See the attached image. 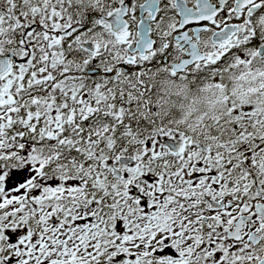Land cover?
Instances as JSON below:
<instances>
[{"label":"snow or ice","instance_id":"obj_1","mask_svg":"<svg viewBox=\"0 0 264 264\" xmlns=\"http://www.w3.org/2000/svg\"><path fill=\"white\" fill-rule=\"evenodd\" d=\"M0 264H264V0H0Z\"/></svg>","mask_w":264,"mask_h":264}]
</instances>
